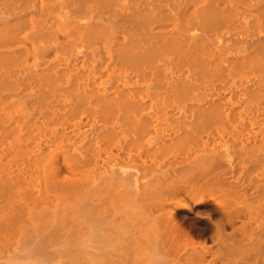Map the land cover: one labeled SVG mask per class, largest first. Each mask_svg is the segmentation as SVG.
Listing matches in <instances>:
<instances>
[{
    "label": "bare ground",
    "instance_id": "bare-ground-1",
    "mask_svg": "<svg viewBox=\"0 0 264 264\" xmlns=\"http://www.w3.org/2000/svg\"><path fill=\"white\" fill-rule=\"evenodd\" d=\"M0 264H264V0H0Z\"/></svg>",
    "mask_w": 264,
    "mask_h": 264
}]
</instances>
